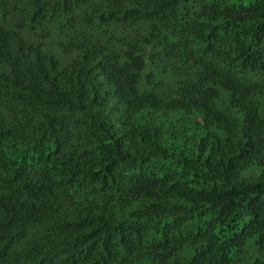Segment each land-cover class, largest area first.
<instances>
[{"label":"trees","instance_id":"obj_1","mask_svg":"<svg viewBox=\"0 0 264 264\" xmlns=\"http://www.w3.org/2000/svg\"><path fill=\"white\" fill-rule=\"evenodd\" d=\"M0 264H264V0H0Z\"/></svg>","mask_w":264,"mask_h":264}]
</instances>
